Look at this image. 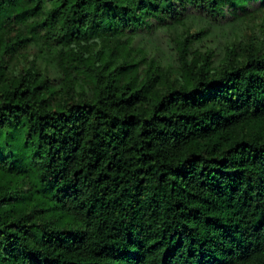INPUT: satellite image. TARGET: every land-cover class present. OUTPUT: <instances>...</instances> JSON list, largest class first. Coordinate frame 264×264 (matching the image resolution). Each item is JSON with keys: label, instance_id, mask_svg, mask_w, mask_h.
<instances>
[{"label": "trees", "instance_id": "trees-1", "mask_svg": "<svg viewBox=\"0 0 264 264\" xmlns=\"http://www.w3.org/2000/svg\"><path fill=\"white\" fill-rule=\"evenodd\" d=\"M252 3L0 0V264H264V49L170 34Z\"/></svg>", "mask_w": 264, "mask_h": 264}, {"label": "rangeland", "instance_id": "rangeland-1", "mask_svg": "<svg viewBox=\"0 0 264 264\" xmlns=\"http://www.w3.org/2000/svg\"><path fill=\"white\" fill-rule=\"evenodd\" d=\"M226 18L219 23H212L190 16L170 34L179 35L183 31L193 33L200 29L206 30L203 39L197 41L195 47L199 51H204L205 48L213 49L215 60L219 59L224 47L228 44L234 43L238 49L248 45H253L256 49H264V7L252 3L248 10L239 12L234 17H229L227 14ZM170 34L166 30L159 29L136 39L135 42L143 46L147 50V56L151 57L158 50H171V45L167 41Z\"/></svg>", "mask_w": 264, "mask_h": 264}]
</instances>
